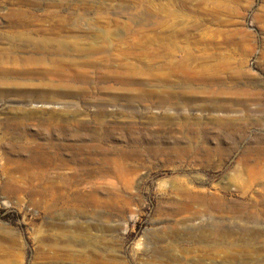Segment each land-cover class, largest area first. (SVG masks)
<instances>
[{"label":"rangeland","instance_id":"374dc122","mask_svg":"<svg viewBox=\"0 0 264 264\" xmlns=\"http://www.w3.org/2000/svg\"><path fill=\"white\" fill-rule=\"evenodd\" d=\"M0 52V264H264V0H0Z\"/></svg>","mask_w":264,"mask_h":264},{"label":"bare ground","instance_id":"6f19581e","mask_svg":"<svg viewBox=\"0 0 264 264\" xmlns=\"http://www.w3.org/2000/svg\"><path fill=\"white\" fill-rule=\"evenodd\" d=\"M35 45L37 47L42 48L43 50H47V51H48V48H52L53 47V46H51L52 45V42L51 41H44V40L37 41V43H35ZM13 46H14L13 43H11L9 45V47H13ZM1 52L8 56V51H5L4 52L3 50H1ZM42 59L43 58H41V57L40 58L33 57L32 58V61L34 60L36 64L40 65V63L42 62ZM11 68L16 70V67H11ZM39 68H40V66H39ZM17 71L22 72L20 69H18ZM4 115L5 116L3 118L4 119H7V121H8V124H7V127L6 128H9V127L12 128L13 127V129L14 128L16 129L17 127H20V123H19V120L18 119H16L17 121L16 120H13L14 123L10 124L9 122L11 120L9 119V117L6 114H4ZM45 155L46 154H45L44 151L37 149V151H34L31 154V160H30V162H27V163L26 162H23V161H21L20 159H17V158L15 159V158L4 157L3 162H0V170H3V172L7 174L6 181L4 183V187L6 188L9 185L11 186L17 180V178H15L11 174L12 172L14 173L15 170H18V169L20 170V169H25V168L28 169V167L30 168V166L32 167V165H30L28 163L44 164L46 162L45 161ZM11 187H13V186H11Z\"/></svg>","mask_w":264,"mask_h":264}]
</instances>
